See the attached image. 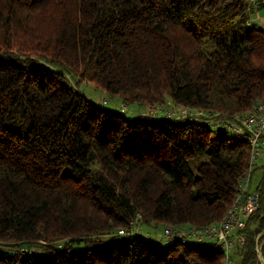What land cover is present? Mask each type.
<instances>
[{
    "label": "trees",
    "instance_id": "trees-1",
    "mask_svg": "<svg viewBox=\"0 0 264 264\" xmlns=\"http://www.w3.org/2000/svg\"><path fill=\"white\" fill-rule=\"evenodd\" d=\"M248 2L0 0V36L37 56L0 53V250L15 252L0 264L222 263L214 244L118 231L137 214L213 225L233 204L251 147L243 134L213 137L226 130L209 116L264 99V27L249 22ZM79 79L123 104L166 97L203 116L128 117L78 92ZM260 148L239 264H254L264 230V138Z\"/></svg>",
    "mask_w": 264,
    "mask_h": 264
},
{
    "label": "rangeland",
    "instance_id": "rangeland-1",
    "mask_svg": "<svg viewBox=\"0 0 264 264\" xmlns=\"http://www.w3.org/2000/svg\"><path fill=\"white\" fill-rule=\"evenodd\" d=\"M261 0H249L248 2V6L251 8V10L248 13V20L251 23H258L260 25H262L264 27V6L262 7L260 6H256L255 2H259ZM51 9V8H50ZM48 19V18H47ZM16 37V38H15ZM15 37H13V41H9L6 42L3 38V36H0V53H2L3 51L8 50L9 52H15L17 56L21 57V58H25L24 54H29L32 55L33 57H36L35 55H33V52H30L27 50V45H23L24 44V39L19 38L17 35H15ZM2 39V40H1ZM19 49V50H18ZM20 52V53H19ZM24 53V54H22ZM45 61V60H42ZM76 84L73 85L74 88H76L78 90V92L83 93L84 95H86L87 97H89L93 102L98 103L101 107H104L106 109H112V110H116L119 111L123 114H126L128 117H137V116H147L153 119V116L155 117H165L166 115L169 117H174V118H191L190 116H194L193 118L196 117H201L203 116V114L198 113L196 111H192L186 109V107H175V104L168 98L164 97L165 101L164 103L161 104H153V103H144V104H133V106L128 105V104H123L125 102H123L124 100L116 97V96H109L108 94H105L103 91H101L97 86L96 83L93 82L91 83L90 81H88L87 79H79L76 80ZM74 84V81L72 82ZM123 102V103H121ZM250 112V111H249ZM249 112H245L242 115H247ZM206 114V113H205ZM192 118V119H193ZM218 125L223 126V129L226 130V132H220V133H213V137H217V138H224V137H232V133H234V135L239 136L240 137V133L235 132L234 130L228 128L227 126L219 123V121H213ZM226 122V121H225ZM227 123V122H226ZM212 124V123H211ZM231 131V132H229ZM264 138V136H263ZM260 144H262L261 142L259 143V146H254L255 149L254 151V158L253 163H249V168H250V174H249V178L247 179V188L245 190H247V192L251 191L253 192V194L255 193L253 191L254 186L257 184V182L260 179V176H262V150L260 147ZM191 168L193 166H190ZM249 190V191H248ZM243 194V193H242ZM248 197V195H247ZM247 197L245 199V201L247 200ZM255 197L256 194H255ZM244 203V202H243ZM242 203V205H243ZM257 204L255 209L249 214L247 220L250 218V216L257 210ZM236 210L230 211L228 216H226V218H224L223 221H227L229 220L230 216L233 215V212H235ZM228 212V211H227ZM226 212V213H227ZM225 213V214H226ZM243 221L246 223L247 221L244 220ZM220 223V222H219ZM219 223L216 224V228L213 229H208L205 232H209L211 235H216L220 233V229L221 226L219 225ZM167 225L164 224H156L153 221L152 222H148L145 221L143 219V217L140 216V214H137L136 218H134V220L130 223L128 228H124V230L126 231L127 235H131V236H141L143 238H146L147 240H151L153 242L158 240V243H160V246H165V241H161L163 240L161 237L163 236L165 227ZM188 227H193V226H181V227H172L173 229H184V228H188ZM245 228L241 230H237L235 232V235H237V237L240 236H244L245 237ZM223 229V228H222ZM221 229V230H222ZM121 233V232H120ZM235 236H231L228 238V240L225 242L224 247H230L229 249V257L232 258L231 264H239V262H241V259L243 258L244 255V251H245V239L243 237V241H238V238ZM116 240L119 239V237H115ZM164 238V236H163ZM161 239V240H160ZM166 239V238H164ZM203 241L209 242L206 243L208 244H215V241L208 239V238H204ZM264 243V230L259 231L256 235H255V239H254V264H264V257L262 254V244ZM39 245V244H37ZM211 246V245H210ZM3 247V246H2ZM9 248V247H8ZM26 249H30V248H41V247H25ZM24 248V249H25ZM11 249V248H9ZM222 260H223V256H222Z\"/></svg>",
    "mask_w": 264,
    "mask_h": 264
},
{
    "label": "built area",
    "instance_id": "built-area-1",
    "mask_svg": "<svg viewBox=\"0 0 264 264\" xmlns=\"http://www.w3.org/2000/svg\"><path fill=\"white\" fill-rule=\"evenodd\" d=\"M200 113V112H198ZM192 119L194 116H190ZM194 119V118H193ZM209 121L211 123L216 124L213 121H219V123L227 126L228 128L234 130L235 132H238L240 134H243L248 142L249 146L251 147L250 151V160L249 163H253V158L255 156L254 154V146H259V143H262V138L264 136V99L256 103V105L253 107V109L247 114V115H237L232 117H219L218 115H212L209 116ZM227 123H226V122ZM218 125V124H216ZM221 126V125H219ZM223 127V126H221ZM261 145V144H260ZM260 148V147H259ZM249 170L246 172L244 177L240 180L238 184V194L236 198L233 201V204L228 209V212L221 218L217 223L221 226V229L219 230L220 233L216 235H211L209 232H205L208 229L216 228V224L213 225H207L202 227H188L184 229H173L170 226H166L163 233V236L161 237L165 241V246L169 245L170 243L174 241H179L182 244L192 243L194 245H204L206 241H203L204 238L211 239L215 241L214 247L217 248L216 250H219L223 256V260L221 264H231L232 258L229 257V249L230 247H224L225 242L228 240L229 237L235 236V232L237 230H241L244 227H246L247 222L245 223L243 221V218L245 221H248L247 218L249 214L255 209L257 200L253 192L245 190L248 186L247 185V179L249 178ZM243 193V194H242ZM248 195V197H247ZM247 197V200L245 201ZM244 202V203H243ZM243 203V205H242ZM236 210L233 212V215L230 216L229 220L223 221L226 216H228L230 211ZM121 232V233H120ZM120 234L126 233L125 230L120 229L118 231ZM244 236L237 237L238 241H243ZM245 239V237H244ZM154 243L160 245L157 241H154Z\"/></svg>",
    "mask_w": 264,
    "mask_h": 264
},
{
    "label": "water",
    "instance_id": "water-1",
    "mask_svg": "<svg viewBox=\"0 0 264 264\" xmlns=\"http://www.w3.org/2000/svg\"><path fill=\"white\" fill-rule=\"evenodd\" d=\"M0 253L3 255V256H5V257H7V258H11L14 254H15V252L14 251H10V250H0Z\"/></svg>",
    "mask_w": 264,
    "mask_h": 264
}]
</instances>
